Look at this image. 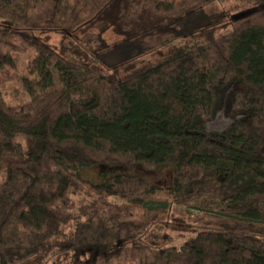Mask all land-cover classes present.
Instances as JSON below:
<instances>
[{
	"label": "trees",
	"instance_id": "16d2710c",
	"mask_svg": "<svg viewBox=\"0 0 264 264\" xmlns=\"http://www.w3.org/2000/svg\"><path fill=\"white\" fill-rule=\"evenodd\" d=\"M29 50L0 264H264V0H0V69Z\"/></svg>",
	"mask_w": 264,
	"mask_h": 264
},
{
	"label": "rangeland",
	"instance_id": "374dc122",
	"mask_svg": "<svg viewBox=\"0 0 264 264\" xmlns=\"http://www.w3.org/2000/svg\"><path fill=\"white\" fill-rule=\"evenodd\" d=\"M57 38L58 36L53 35L52 41H56ZM103 38L109 46H114L121 42V38L115 35L112 31H107L103 35ZM34 56V50H29L24 54L13 55V65L4 66L0 69V92L4 101L12 107L17 108L29 101L26 88L30 81L35 79V75H30L27 68ZM120 169L116 171H122ZM132 171L137 175L142 176L149 183L155 184L159 187L169 185L172 179V173L170 170L148 171L142 168H134ZM49 264L55 263L50 262Z\"/></svg>",
	"mask_w": 264,
	"mask_h": 264
}]
</instances>
